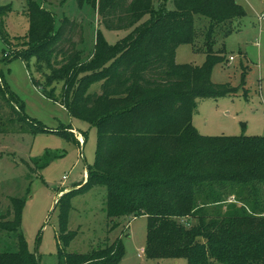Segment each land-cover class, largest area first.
Here are the masks:
<instances>
[{"label": "trees", "instance_id": "trees-1", "mask_svg": "<svg viewBox=\"0 0 264 264\" xmlns=\"http://www.w3.org/2000/svg\"><path fill=\"white\" fill-rule=\"evenodd\" d=\"M170 1L174 9H168ZM78 2L92 5L105 28L130 33L110 45L99 31L90 60L83 61L78 49L83 24L64 18L56 29L54 14L30 0V30L21 47L11 54L4 50L2 59L36 57L38 71L49 69L47 97L97 128L96 160L87 180L56 204L60 264H119L125 255L121 238L90 253L63 252L75 236L68 228L72 198L97 185L107 188L108 218H147L149 259L264 264V136H205L193 125L200 100L235 91L212 81L213 68L224 61L214 51V34L217 26L245 17V8L237 0ZM6 8H0V16ZM196 16L210 21L206 60L200 66L178 64V47L194 46L198 38ZM2 28L1 20V37L11 44ZM56 82L63 83L59 98ZM96 82L101 91L92 93ZM0 100L11 109L9 117L28 123L33 132L76 141L72 127L49 130L31 119L1 73ZM228 195L236 202L227 204ZM11 203L0 230L16 233L17 250L0 251V264H39L21 230L24 201L12 198Z\"/></svg>", "mask_w": 264, "mask_h": 264}, {"label": "rangeland", "instance_id": "rangeland-1", "mask_svg": "<svg viewBox=\"0 0 264 264\" xmlns=\"http://www.w3.org/2000/svg\"><path fill=\"white\" fill-rule=\"evenodd\" d=\"M29 1L0 0V8L7 7L0 16L2 30L12 40L7 45L0 34V73L24 103L25 113L31 119L41 122L49 130L72 127L69 130L76 141L53 132H33L28 123L18 117H9L11 109L4 104L1 106L0 102V219L12 211V198L22 199L21 230L29 249L36 253L39 264H60L62 246L57 200L61 193L80 187L87 180V169L96 160L98 133L94 125L72 115L60 101L47 97L45 90L51 89L45 85L49 69L38 71L36 57L27 61L20 58L2 61L4 50L11 54L19 49L30 30ZM34 1L54 14L56 29L64 18L83 24L84 41L78 44L83 61L90 60L99 31L110 45L130 33V30L105 28L96 9L89 4L81 6L78 0ZM237 1L247 14L216 27L214 51L222 55L224 61L212 71L214 83L226 84L235 91L225 97L199 101L193 125L205 136H264V0ZM167 7L175 8L171 1ZM209 27L207 18L196 16L198 38L194 46L183 44L178 47V64L200 66L205 62L204 44ZM101 84L94 83L90 92L99 93ZM62 86V82L53 86L58 98ZM64 175L68 176L65 180ZM71 202L68 228L75 236L63 248L64 253H90L121 238L125 255L119 264H187L185 259H149L145 252L147 218L114 221L108 218L105 186H94L74 196ZM235 202V195L227 196V204ZM17 243L16 233L0 230V251H16Z\"/></svg>", "mask_w": 264, "mask_h": 264}, {"label": "built area", "instance_id": "built-area-1", "mask_svg": "<svg viewBox=\"0 0 264 264\" xmlns=\"http://www.w3.org/2000/svg\"><path fill=\"white\" fill-rule=\"evenodd\" d=\"M263 17H264V16H263ZM259 19H260V20L263 19L262 16H259ZM232 59H233V56L230 57V60H232ZM67 178H68L67 175H64V176H63V179H64V180L67 179Z\"/></svg>", "mask_w": 264, "mask_h": 264}, {"label": "crops", "instance_id": "crops-1", "mask_svg": "<svg viewBox=\"0 0 264 264\" xmlns=\"http://www.w3.org/2000/svg\"><path fill=\"white\" fill-rule=\"evenodd\" d=\"M75 129V128H74ZM76 130V129H75ZM82 134V133H81ZM81 139H82V135H81ZM87 178V177H86ZM61 195H62V193H61Z\"/></svg>", "mask_w": 264, "mask_h": 264}, {"label": "water", "instance_id": "water-1", "mask_svg": "<svg viewBox=\"0 0 264 264\" xmlns=\"http://www.w3.org/2000/svg\"><path fill=\"white\" fill-rule=\"evenodd\" d=\"M58 201V200H57Z\"/></svg>", "mask_w": 264, "mask_h": 264}]
</instances>
